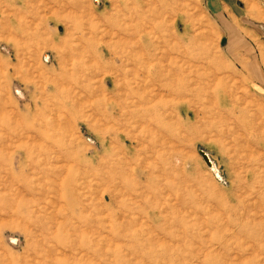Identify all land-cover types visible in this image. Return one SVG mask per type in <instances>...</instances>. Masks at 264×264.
<instances>
[{
  "label": "rangeland",
  "instance_id": "374dc122",
  "mask_svg": "<svg viewBox=\"0 0 264 264\" xmlns=\"http://www.w3.org/2000/svg\"><path fill=\"white\" fill-rule=\"evenodd\" d=\"M236 24L206 0H0V264H264V54Z\"/></svg>",
  "mask_w": 264,
  "mask_h": 264
},
{
  "label": "crops",
  "instance_id": "0c3cea01",
  "mask_svg": "<svg viewBox=\"0 0 264 264\" xmlns=\"http://www.w3.org/2000/svg\"><path fill=\"white\" fill-rule=\"evenodd\" d=\"M206 5L224 29L237 23L236 26L239 25L247 34L257 36L255 42L249 41L248 44L257 56L264 54V0H206ZM240 46L243 51L237 52L235 57H249L251 53L247 43L242 41Z\"/></svg>",
  "mask_w": 264,
  "mask_h": 264
},
{
  "label": "bare ground",
  "instance_id": "6f19581e",
  "mask_svg": "<svg viewBox=\"0 0 264 264\" xmlns=\"http://www.w3.org/2000/svg\"><path fill=\"white\" fill-rule=\"evenodd\" d=\"M121 37V36H120ZM92 44V43H91ZM95 47V46H94ZM94 49H96V48H94ZM141 52V51H140ZM95 55V54H94ZM116 55V54H115ZM98 56V55H97ZM73 57V56H72ZM146 60V59H145ZM150 61V60H149ZM93 61H91V63H92ZM94 63V62H93ZM154 63V62H153ZM64 65V64H63ZM147 65L149 66V69L151 68V67H154L153 69H155L154 71H155V74H156V77H157V81L158 82H161V77H162V74H161V69H159V67L156 65V64H154V65H150V64H148L147 63ZM66 67V66H65ZM64 67V68H65ZM111 68V67H110ZM157 68V69H156ZM120 70V69H119ZM79 71H81V70H79ZM105 71V70H104ZM64 72V71H63ZM77 72V71H76ZM75 72V74H77ZM83 72H85V71H83ZM106 72V71H105ZM147 72V71H146ZM181 74V73H180ZM80 75V74H79ZM83 75V74H82ZM81 75V76H82ZM70 76H72V74H70ZM75 76H77V75H75ZM153 79V78H152ZM175 79H177V78H175ZM186 79V78H185ZM68 80V79H67ZM71 81V80H70ZM156 81V82H157ZM176 81H178V79L176 80ZM151 82L155 85H157V83L156 82H154V81H152L151 80ZM187 82V81H186ZM54 83V82H53ZM60 83H61V81H60ZM176 82L174 81V82H171V83H169V84H165V85H163L162 86V88H164L166 91H168L169 89H171V87L175 84ZM80 84V83H79ZM92 85V84H91ZM65 86V85H64ZM78 86V85H77ZM180 88H178V89H180V92H181V94H183V93H186L184 90H186L188 87L186 86V85H183V83H180V86H179ZM191 88H192V86H191ZM78 89V88H77ZM77 89H75V90H77ZM201 89V88H200ZM74 90V91H75ZM82 90V89H81ZM84 90H86L87 91V93L90 91V88L88 87V86H85L84 87ZM172 92H173V90H171ZM175 91V90H174ZM182 91H184L183 93H182ZM45 92V91H44ZM77 92H78V90H77ZM57 93V92H56ZM74 93V92H73ZM176 93V92H175ZM191 93H193V92H191ZM42 94V93H41ZM67 94V93H66ZM69 94V93H68ZM67 94V95H68ZM104 94V93H103ZM177 94V93H176ZM180 94V93H179ZM58 95V94H57ZM186 95V94H185ZM191 95V94H190ZM193 95V94H192ZM97 96V95H96ZM183 96H184V94H183ZM71 97H73V96H71ZM93 97V96H92ZM107 97V96H106ZM131 100H133V99H137V100H139L140 102H141V99L143 98L142 96H140L137 92H132L131 93V96L129 97ZM59 99V98H58ZM66 99H68V96H67V98ZM95 99V98H94ZM96 99H98V97L96 98ZM86 100V99H85ZM91 100V99H90ZM90 100H89V102H90ZM111 100V99H110ZM122 100V99H121ZM109 100L108 99H104L103 101H100V104H102V106H108V104H109ZM125 103V102H124ZM66 104V103H65ZM64 104V105H65ZM110 105V104H109ZM126 106V105H125ZM144 106V105H143ZM157 106H159V105H157ZM120 107V106H119ZM130 107V106H129ZM148 107V106H147ZM74 108V107H73ZM149 108V107H148ZM151 109V108H150ZM147 111V110H146ZM150 111H152V110H150ZM120 112H122V111H120ZM102 113H103V111H102ZM150 113V112H149ZM135 116L137 117L138 115H136L135 114ZM146 118V117H145ZM144 118V119H145ZM106 119V118H105ZM77 120H78V118H77ZM161 122V121H160ZM147 124V123H146ZM164 124V123H163ZM161 125V124H160ZM165 125V124H164ZM163 125V126H164ZM162 126V125H161ZM168 127V126H167ZM138 128H139V126H138ZM140 128H141V126H140ZM139 128V129H140ZM149 128V127H148ZM36 131V130H35ZM210 157V156H209ZM211 160V159H210ZM212 161V160H211ZM213 163V168L211 169V170H215L216 169V167H215V164H214V162H212ZM61 176V175H60ZM92 176V175H91ZM75 177V176H74ZM71 178V177H70ZM70 178H68V179H70ZM61 179H62V177H61ZM60 179V180H61ZM71 180V179H70ZM102 180V179H101ZM100 180V181H101ZM66 181V180H65ZM110 181V180H109ZM26 184V183H25ZM59 185V184H58ZM69 186H70V192L72 193V195L77 199V196H79V195H76L77 194V190H79V189H75V187H71L72 185L71 184H68ZM116 185V184H115ZM126 185V184H125ZM134 186H137V185H135L134 184ZM26 188V190H30V188L29 187H25ZM66 188V187H65ZM59 191V190H58ZM67 191V190H66ZM33 192V191H32ZM42 192V191H41ZM24 194H25V192H24ZM36 194V193H35ZM58 194H60V193H58ZM110 194V193H109ZM30 195V194H29ZM38 195V194H37ZM106 195V194H105ZM32 196V195H31ZM39 196H40V194H39ZM64 196V195H63ZM33 198V197H32ZM41 197H39V199H40ZM64 198V197H63ZM73 198V197H72ZM81 198V197H80ZM34 199V198H33ZM79 199V198H78ZM80 200V199H79ZM17 200H15V202H16ZM37 201V200H36ZM72 201V200H71ZM81 201V200H80ZM80 201H78V202H80ZM75 202V201H74ZM77 202V201H76ZM83 203V202H82ZM16 204V203H15ZM66 204H67V202H66ZM28 205V204H27ZM75 205V204H74ZM14 206V205H13ZM45 207V206H44ZM30 208H31V206H30ZM57 208H58V206H57ZM67 208V207H66ZM38 209V208H37ZM65 209V208H64ZM66 211H68L67 209H65ZM104 210V209H103ZM65 211V213H68V212H66ZM56 212V211H55ZM37 213V212H36ZM39 213H40V211H39ZM65 216V215H64ZM55 218H56V216H55ZM67 218V217H66ZM52 220V219H51ZM65 227H67V226H65ZM55 228L56 227H54V230H55ZM62 228H64V227H62ZM73 228V227H72ZM71 228V229H72ZM70 229V228H69ZM62 230H64V229H62ZM73 230V229H72ZM66 230H64V232H65ZM62 232V231H61ZM63 233V232H62ZM58 234V233H57ZM66 234V233H65ZM119 236V235H118ZM67 238V237H66ZM65 238V239H66ZM63 239V238H62ZM80 240V239H79ZM56 241V240H55ZM254 242H255V240H254ZM143 247V246H142ZM150 256H151V254H150Z\"/></svg>",
  "mask_w": 264,
  "mask_h": 264
},
{
  "label": "water",
  "instance_id": "95a60500",
  "mask_svg": "<svg viewBox=\"0 0 264 264\" xmlns=\"http://www.w3.org/2000/svg\"><path fill=\"white\" fill-rule=\"evenodd\" d=\"M200 155L202 156L204 162L206 163V165L209 167V169L213 168V163L210 160L209 154L207 152H205L203 149L199 150Z\"/></svg>",
  "mask_w": 264,
  "mask_h": 264
}]
</instances>
